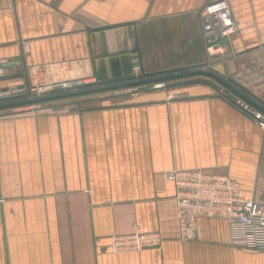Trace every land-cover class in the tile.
I'll use <instances>...</instances> for the list:
<instances>
[{
	"label": "crops",
	"instance_id": "1",
	"mask_svg": "<svg viewBox=\"0 0 264 264\" xmlns=\"http://www.w3.org/2000/svg\"><path fill=\"white\" fill-rule=\"evenodd\" d=\"M209 1L0 0V62L22 74L0 80V95L200 66ZM226 1L237 31L210 69L264 106V0ZM201 77L127 88L120 101L96 92L0 109V264H264L223 219L198 218L179 237L173 168L225 174L243 197L264 199V127ZM133 224L161 245L111 251L109 237Z\"/></svg>",
	"mask_w": 264,
	"mask_h": 264
},
{
	"label": "built area",
	"instance_id": "2",
	"mask_svg": "<svg viewBox=\"0 0 264 264\" xmlns=\"http://www.w3.org/2000/svg\"><path fill=\"white\" fill-rule=\"evenodd\" d=\"M201 38L205 55L208 59L224 56L230 47L232 36L237 26L231 15L226 0H213L204 4L200 15ZM23 51L28 45L23 42ZM5 67H13L7 62H0V76L5 74ZM132 79L143 78L135 74ZM70 84L52 85L28 84L22 91L28 99L44 96L51 88L66 87ZM152 88H164L163 82L151 84ZM26 88V90H25ZM227 101L239 108L246 115L255 119L264 127V115L225 87L217 89ZM1 92V91H0ZM8 95H0L4 97ZM19 111L40 110L42 102L15 106ZM11 107V108H15ZM167 177L174 186L175 218L179 237L187 240L195 234L198 218H219L225 220L231 232L233 243L245 248L264 251V199L255 200L243 197L239 183L225 174L211 172L201 168L171 169ZM161 235L157 231H142L136 224L129 233L113 234L109 237L108 248L113 252L140 251L161 245Z\"/></svg>",
	"mask_w": 264,
	"mask_h": 264
},
{
	"label": "water",
	"instance_id": "3",
	"mask_svg": "<svg viewBox=\"0 0 264 264\" xmlns=\"http://www.w3.org/2000/svg\"><path fill=\"white\" fill-rule=\"evenodd\" d=\"M158 73H161L162 75L157 76ZM21 75L22 74L19 72L15 74H4L0 76V80L9 79L11 77H18ZM188 76H206V77L212 78L220 86L227 88L228 90L236 94L238 97H240L241 99H243L250 105L254 106L256 109L261 111L264 115V106H261L258 103H256L251 98V96H249L247 93L243 92L242 90L236 88L234 85H232L230 82H228L227 80L219 76L214 71L201 69L200 66L182 68L181 70H177L175 72H171V71H161L157 73L155 72V73L148 74L147 77H143L140 79L131 78L130 80L122 81L119 83L103 84V85H98V86H93V87L91 86L90 88H84V89H81V88L87 85L81 84V83L69 85L66 87L58 86L55 88H51L48 91L47 95L37 97V98H32V99H20V100L8 101L11 99L22 97L23 94L8 95V96L0 97V109L11 108V107L31 104L35 102H45L49 100L60 99V98L71 97V96H78V95L89 94V93L104 92V91H111V90L118 91L120 89L146 86V85H151L157 82H163V81H168V80L170 81L173 79H179V78H184ZM23 87H24L23 85H19L14 88L22 89ZM14 88L10 87L9 89H14ZM7 89L8 88H2L0 89V91H4ZM54 92H59V93L52 94Z\"/></svg>",
	"mask_w": 264,
	"mask_h": 264
},
{
	"label": "rangeland",
	"instance_id": "4",
	"mask_svg": "<svg viewBox=\"0 0 264 264\" xmlns=\"http://www.w3.org/2000/svg\"><path fill=\"white\" fill-rule=\"evenodd\" d=\"M211 62L209 61H206V62H204L203 64H201L200 65V68L201 69H204V70H211L210 69V67H211ZM202 79L204 78L203 76L201 77ZM85 79H89V78H85ZM127 81V80H126ZM169 81V80H168ZM163 81V83L166 85V84H168L169 82H171V81ZM83 82H86V81H83ZM70 85H74V84H70ZM93 86H98V85H93ZM92 86V87H93ZM25 87V86H24ZM24 87L22 88V89H24ZM146 87H150V85H146ZM85 88H90V87H85ZM135 88H139V87H135ZM25 90H26V88H25ZM127 89H120V90H118V91H104V92H99V93H96L97 95H99V96H103V95H105V96H107V100H105V101H120V100H122L121 99V97H119L120 95H116L115 93H117V94H119V93H122V92H125ZM24 91H19V93L18 94H21V93H23ZM48 93H46L45 95H47ZM89 95H94V94H91V93H89ZM76 98H78L77 96L76 97H71L69 100H73V99H76ZM20 99H28V98H25V96L23 97H20ZM15 100V99H14ZM100 101H103V100H100Z\"/></svg>",
	"mask_w": 264,
	"mask_h": 264
}]
</instances>
